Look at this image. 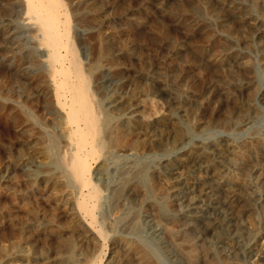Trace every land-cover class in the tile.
Segmentation results:
<instances>
[{"label":"rangeland","instance_id":"374dc122","mask_svg":"<svg viewBox=\"0 0 264 264\" xmlns=\"http://www.w3.org/2000/svg\"><path fill=\"white\" fill-rule=\"evenodd\" d=\"M63 2L116 126L118 144L91 162L108 236L69 215L72 144L47 52L26 3L0 0V263L26 264L5 253L18 248L32 264H73L69 251L77 264H139L146 252L155 264H264V0Z\"/></svg>","mask_w":264,"mask_h":264},{"label":"bare ground","instance_id":"6f19581e","mask_svg":"<svg viewBox=\"0 0 264 264\" xmlns=\"http://www.w3.org/2000/svg\"><path fill=\"white\" fill-rule=\"evenodd\" d=\"M26 3V15L28 16L33 27L38 32L39 45L47 52L48 75L53 89V101L55 107L58 108L67 120L68 139L72 146L66 157H62L63 172L62 181L64 186L71 190L74 201L72 202L73 221L84 222L90 230H95L97 235L105 239L106 231L99 225L96 218L100 217L97 212L100 207L103 188L100 184L92 179L91 162L101 158L110 145L117 142L114 131L113 115L106 113L98 105L91 86V78L98 77L103 70L101 66L95 63L90 70L86 71L82 66L83 63L78 57L77 49L71 35L70 13L63 0H23ZM73 4V3H72ZM71 4V5H72ZM78 13V12H77ZM73 15V14H72ZM80 17V16H78ZM79 19V18H78ZM31 25V24H30ZM98 26V25H97ZM34 28V29H35ZM100 43V42H99ZM115 44V43H114ZM97 45V44H96ZM102 47V45L100 46ZM125 49V48H124ZM101 52V51H100ZM124 52V51H123ZM97 53V52H96ZM43 54V53H42ZM103 54V53H102ZM45 55V54H44ZM101 55V54H100ZM100 58V57H99ZM44 59H46L44 57ZM45 61V60H44ZM100 61V60H99ZM96 62V61H95ZM107 62V61H106ZM105 63V61H104ZM103 63V64H104ZM102 64V63H101ZM44 65V64H43ZM107 67V65L105 64ZM87 67V66H86ZM85 67V68H86ZM110 68V67H109ZM108 68V69H109ZM118 69V68H117ZM116 69V71H117ZM121 70V69H120ZM119 70V71H120ZM46 71V70H44ZM107 71V70H106ZM109 71V70H108ZM113 71V70H112ZM111 71V72H112ZM118 71V72H119ZM110 72V71H109ZM123 72V71H122ZM185 80V79H184ZM174 82V81H173ZM168 83V82H167ZM172 84V82H171ZM167 85V84H166ZM49 86V85H48ZM175 87V86H174ZM212 87V86H211ZM216 88V87H215ZM211 89V88H210ZM191 91V90H190ZM187 92V91H186ZM192 92V91H191ZM194 92V91H193ZM188 93V92H187ZM186 93V94H187ZM195 93V92H194ZM185 94V95H186ZM42 97V96H41ZM116 99V98H115ZM149 99V98H148ZM117 101V99L115 100ZM115 103L114 101H112ZM142 105V103H140ZM113 105V104H112ZM110 105V106H112ZM122 106V105H120ZM143 106V105H142ZM139 107V106H138ZM113 109V108H111ZM57 110V111H58ZM115 110V106H114ZM120 110V109H119ZM110 111V109L108 110ZM113 111V110H112ZM151 111V110H150ZM145 112V110H144ZM114 113V112H113ZM152 113V112H151ZM20 115V114H19ZM161 115V114H160ZM168 115V114H167ZM152 116V115H151ZM150 116V117H151ZM166 117V115H164ZM163 116V117H164ZM144 118V116H143ZM146 118V117H145ZM154 118V117H153ZM159 118V117H158ZM157 118V119H158ZM162 118V117H161ZM168 118V116H167ZM140 119V118H138ZM143 121V120H142ZM150 121V120H149ZM155 121V120H154ZM159 121V120H158ZM140 122V121H139ZM156 122V121H155ZM161 122V121H160ZM163 122V121H162ZM66 123V122H65ZM119 123V122H118ZM135 124V122H133ZM150 123V122H149ZM165 123V121H164ZM167 123V122H166ZM133 124V125H134ZM142 124V123H140ZM151 124V123H150ZM163 124V123H162ZM118 125V124H117ZM131 125V123H130ZM153 125V124H152ZM151 125V126H152ZM123 126V125H122ZM136 126V125H135ZM142 126V125H141ZM149 127V125H147ZM158 126V125H157ZM163 126V125H161ZM119 127V126H118ZM117 127V128H118ZM134 127V126H133ZM138 127V126H137ZM143 127V126H142ZM155 127V125H154ZM140 128V127H139ZM124 129V128H123ZM134 129V128H133ZM160 129V128H158ZM142 130V128H141ZM145 130V128H144ZM50 131V130H49ZM48 131V132H49ZM120 131V130H119ZM127 131V130H126ZM179 131V130H178ZM65 132V131H64ZM118 132V131H117ZM137 132V131H136ZM154 132V131H153ZM123 133V132H121ZM140 133V132H139ZM162 133V131H161ZM118 134V133H117ZM180 134V133H179ZM45 135V134H44ZM66 135V134H65ZM133 135V134H132ZM159 135V134H158ZM162 135V134H161ZM67 136V135H66ZM122 135H120L121 138ZM45 137V136H43ZM53 137V136H52ZM67 138V137H66ZM155 138V137H154ZM54 139V137H53ZM58 139L54 140V148L58 143ZM124 139V138H123ZM160 139V138H159ZM52 141V139H51ZM120 141V140H119ZM132 141V139H131ZM138 141V138H137ZM62 142V141H61ZM143 142V141H142ZM53 143V142H52ZM135 143H138L135 141ZM60 144V143H59ZM118 144V142H117ZM122 144V143H120ZM43 145V144H42ZM123 145V144H122ZM50 146V145H49ZM60 146V145H59ZM118 146V145H117ZM121 146V145H120ZM130 146V145H129ZM133 146V145H132ZM137 146V145H136ZM42 147V146H41ZM40 147V148H41ZM44 147V146H43ZM131 147V146H130ZM45 148V147H44ZM47 148V147H46ZM68 148V147H67ZM115 148V147H114ZM123 148V147H122ZM121 148V149H122ZM48 149V148H47ZM52 149V148H51ZM61 149V148H60ZM124 149V148H123ZM128 149V148H127ZM59 150V149H58ZM71 150V149H70ZM112 150V147L111 149ZM126 150V149H125ZM47 153L46 150H43ZM53 151V150H52ZM48 150V156L52 155ZM108 151V150H107ZM111 152V151H110ZM141 152V151H140ZM239 152V151H238ZM44 153V154H45ZM46 155V154H45ZM54 155V153H53ZM47 158V156H45ZM53 157V156H52ZM56 157V154H55ZM43 159L44 156L42 157ZM102 159V158H101ZM41 160V159H40ZM57 160V159H56ZM47 161V160H44ZM102 161V160H101ZM47 163V162H46ZM61 163V162H60ZM44 164V163H43ZM49 166V165H48ZM58 166H60L58 164ZM35 167V166H34ZM52 167V166H51ZM61 167V166H60ZM53 168V167H52ZM59 168V167H58ZM16 170V169H15ZM48 170V169H47ZM55 170V169H54ZM54 170L52 172H54ZM39 171V170H38ZM38 171L36 173H38ZM46 171V169H45ZM140 171V170H139ZM137 171V172H139ZM136 172V171H135ZM142 172V171H141ZM147 172V171H146ZM130 173V172H129ZM52 174V173H51ZM134 174V173H132ZM138 174V173H137ZM141 175V174H140ZM164 175V174H163ZM36 176V175H35ZM144 176V175H143ZM139 176H137L138 178ZM151 177V176H150ZM163 177V176H162ZM161 177V178H162ZM135 178V177H134ZM238 178V177H237ZM42 179V178H40ZM39 179V180H40ZM44 179V178H43ZM42 179V180H43ZM46 179V178H45ZM133 179V177H132ZM143 179V178H142ZM232 179V178H231ZM47 180V179H46ZM60 180V179H59ZM151 181V180H150ZM45 182V181H44ZM130 182V181H129ZM143 182V181H141ZM139 184H142V183ZM148 182V181H146ZM163 182V181H162ZM174 182V181H173ZM241 182V181H240ZM138 183V182H137ZM145 183V182H144ZM152 183V181H151ZM147 184V183H145ZM150 184V183H149ZM148 184V188L149 185ZM171 184V183H170ZM241 184V183H240ZM144 186V184H142ZM153 185V184H152ZM243 185V184H242ZM140 186V185H139ZM155 186V184H154ZM24 187V186H23ZM61 187V186H60ZM104 187V186H103ZM146 187V186H145ZM174 187V186H173ZM65 188V189H66ZM124 188V187H123ZM154 188V187H153ZM152 188V189H153ZM157 188V187H156ZM51 189V188H50ZM49 189V190H50ZM105 189V188H104ZM160 189V188H159ZM150 189H148L149 191ZM158 190V189H157ZM61 191V190H60ZM117 191V190H116ZM147 191V190H146ZM156 191V190H155ZM213 191V190H212ZM151 192V191H150ZM160 192V191H158ZM31 193V191H30ZM42 193V192H41ZM29 194V193H28ZM27 194V195H28ZM40 194V193H39ZM37 193V195H39ZM162 194V192H161ZM32 195V194H31ZM62 195V194H61ZM66 195V194H65ZM120 196V194H118ZM160 195V194H159ZM46 196V195H45ZM27 197V196H26ZM42 197V196H41ZM117 197V196H116ZM28 198V197H27ZM31 198V197H30ZM105 198V197H104ZM111 199V198H110ZM116 199V198H115ZM113 199V200H115ZM121 199V198H120ZM106 200V199H105ZM43 201V200H42ZM50 201V200H49ZM57 201V200H56ZM59 201V200H58ZM244 201V198H243ZM61 202V201H60ZM71 202V201H70ZM53 203V202H52ZM62 204V203H61ZM113 204V203H112ZM117 204V203H115ZM116 206V205H115ZM57 207V206H56ZM119 207V206H117ZM23 208V207H22ZM27 208V207H26ZM59 208V207H58ZM69 208V207H68ZM25 209V208H23ZM120 210V209H119ZM160 210V209H159ZM236 210V209H235ZM55 211V210H54ZM121 211V210H120ZM99 213V212H98ZM123 213V212H122ZM128 213V212H127ZM130 213V212H129ZM161 213V211H160ZM7 214V213H6ZM164 215V214H163ZM118 216V215H117ZM165 216V215H164ZM168 216V215H167ZM34 218V216H31ZM40 217V216H39ZM66 217V216H65ZM64 217V218H65ZM109 217V216H108ZM164 218V217H163ZM102 219V218H101ZM141 219V218H140ZM34 220V219H33ZM38 220V219H37ZM64 220V219H63ZM115 220V219H113ZM168 220V219H167ZM75 222V223H76ZM116 222V221H115ZM140 222V221H139ZM166 222V221H165ZM16 223V222H15ZM35 223V222H34ZM37 223V222H36ZM103 223V222H102ZM101 224V223H100ZM61 228V227H60ZM32 229V228H31ZM48 229V228H47ZM173 229V228H172ZM10 230V229H9ZM49 230V229H48ZM66 230V229H65ZM169 230V229H168ZM42 231V230H41ZM53 231V230H52ZM94 231V233H95ZM170 231V230H169ZM43 232V231H42ZM56 232V231H55ZM59 232V231H58ZM40 234V233H39ZM45 234V233H44ZM55 235V234H54ZM96 235V236H97ZM66 236V235H65ZM94 236V235H93ZM51 237V236H50ZM92 237V236H91ZM95 238V237H94ZM65 242V241H64ZM103 242V241H102ZM22 243V242H21ZM123 243V242H122ZM128 244V242H127ZM131 248L136 247L129 243ZM128 244V245H129ZM139 244V243H138ZM20 245V244H19ZM72 245V244H71ZM27 246V245H26ZM73 246V245H72ZM71 246V247H72ZM18 247V246H17ZM108 247V246H107ZM127 248V246H126ZM69 249V248H68ZM74 249V248H73ZM69 251V250H68ZM131 251V250H130ZM136 251V250H135ZM142 251V250H141ZM69 261L77 264L76 252L69 251ZM129 252V251H128ZM139 252V251H138ZM8 259L14 262L22 261L26 264H32L33 256L31 253L22 249L5 251ZM38 253V252H37ZM78 253V252H77ZM81 253V252H80ZM131 252H129L130 254ZM133 253V252H132ZM137 253V252H136ZM63 253L62 255H64ZM119 254V253H118ZM128 254V255H129ZM5 255V254H4ZM54 255V254H53ZM85 255V254H84ZM153 255V254H152ZM80 256V255H79ZM98 256V255H97ZM118 256V255H117ZM1 257V256H0ZM61 257V256H60ZM63 257V256H62ZM81 257V256H80ZM84 257V256H83ZM82 257V260H83ZM87 257V256H85ZM134 257V255H133ZM154 257V256H153ZM37 258V257H36ZM40 258V257H39ZM94 258V257H93ZM101 258V257H100ZM113 258V257H112ZM119 258V257H118ZM117 258V259H118ZM127 258V257H126ZM5 259V258H4ZM3 259V260H4ZM44 259V258H43ZM86 259V258H85ZM92 259V258H91ZM95 259V258H94ZM93 259V260H94ZM98 259V258H97ZM138 259L139 264H155L149 253H142ZM41 260V259H40ZM61 260V259H60ZM87 260V259H86ZM96 260V259H95ZM99 260V259H98ZM101 260V259H100ZM99 260V262H101ZM126 260V259H125ZM124 260V261H125ZM132 260V259H131ZM2 261V260H1ZM11 261V260H9ZM88 261V260H87ZM122 261V260H121ZM41 262V261H40ZM49 262V261H48ZM90 262V261H89ZM93 262V261H92ZM94 262L92 264H101ZM107 262V261H106ZM130 262V261H129ZM128 262V263H129ZM157 262V261H155ZM42 263V262H41ZM88 264V262H85ZM122 263V262H121ZM1 264V263H0ZM5 264V262H4ZM21 264V263H20ZM82 264V263H81ZM110 264V263H109ZM124 264V263H123ZM135 264V263H134Z\"/></svg>","mask_w":264,"mask_h":264}]
</instances>
